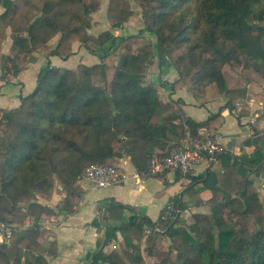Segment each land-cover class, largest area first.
I'll use <instances>...</instances> for the list:
<instances>
[{
    "label": "trees",
    "instance_id": "1",
    "mask_svg": "<svg viewBox=\"0 0 264 264\" xmlns=\"http://www.w3.org/2000/svg\"><path fill=\"white\" fill-rule=\"evenodd\" d=\"M22 1L26 6L24 24L13 28ZM22 1L11 0L6 12L0 14V20L13 28L12 54L5 56L7 71L19 72L44 48L47 57H67L73 53L70 48L76 34L84 41L90 38L82 30L90 26L96 4L92 7L78 0L82 15L75 6L77 0H44L42 6L35 0ZM139 1L144 6L146 29L156 36L158 52L172 57L179 72L198 68L199 84L215 85L219 91L232 94L239 88L235 82L240 76L233 82L226 68L239 69L251 79L245 88H239L242 98H248L253 87L264 82L263 0ZM57 34L60 38L51 46L49 42ZM135 37L107 30L97 37L101 48L107 45L105 50L85 46L105 58L119 41L124 42V51L113 68L104 60L93 65L81 63L82 71L77 74L71 68L53 66L47 59L33 91L22 95L18 106L0 108V217L4 221H21L20 204L37 194L49 195L57 183L67 192L64 207L69 209L68 204L80 193L76 179L92 164L115 163L116 157L129 154L138 173L143 174L152 160L180 148L201 126L215 130L208 124L216 113L198 121L183 111L180 99L165 101L156 85L144 81L151 52L133 49ZM177 105L179 108L167 111ZM225 106L235 109V99L229 98ZM235 159L233 168L212 186L213 173L200 176L204 186L199 190L214 191L209 199L212 214L193 212L188 224L178 216L186 209L180 198L174 201V215L167 209L157 220L122 203L111 205L112 212L130 208L133 214L123 217L117 226L107 225L92 252L91 264H264L263 203L252 177L254 173L264 175V145L247 160ZM175 172L177 178L183 175ZM219 192L222 200L216 198ZM227 209L231 210L228 216ZM234 214L246 220L254 216V228L248 222L238 226L231 217ZM146 229L151 231L150 239L176 241V252L158 254L151 247L149 253L157 254V259L147 263L134 242ZM15 235L14 231L11 244L0 246V258L5 255L10 260ZM28 235H37V231L31 228ZM122 238L126 245L123 251L104 250Z\"/></svg>",
    "mask_w": 264,
    "mask_h": 264
},
{
    "label": "crops",
    "instance_id": "2",
    "mask_svg": "<svg viewBox=\"0 0 264 264\" xmlns=\"http://www.w3.org/2000/svg\"><path fill=\"white\" fill-rule=\"evenodd\" d=\"M10 1L0 0V14L6 12ZM0 38L6 39L4 46L0 45V108L10 109L18 106L20 97L33 91L37 74L46 66L47 59L53 66L71 69L81 61L75 44H72L70 50L73 53L67 57L62 55L47 57L35 52L34 59L27 61L22 70L14 73L13 70L7 71L4 68L5 56L12 54L13 28L11 24L2 20H0ZM59 38L60 34H57L49 44L54 46ZM259 90L261 95L254 96V92L250 91L248 98L236 102L237 107L233 110L225 105L219 109L213 106H199L198 100H191L181 92L176 94L172 92L169 99H180L179 105L183 111L198 121L207 119L211 114H217L208 125L223 132L226 139L225 150L215 161L204 162L196 166L192 174L190 172L184 175L187 177L175 180L172 172L137 180L133 177L138 171L132 163L131 156L123 154L121 157H116L114 162L128 172L130 177L125 182L107 188L81 184L80 193L74 196L67 210L64 207L66 203L64 197L67 192L57 183L49 195L37 194L20 204L19 213L22 219L12 222L16 235L11 245L14 246L13 251L9 253L11 258L8 260L4 255L1 256L0 261L4 264H91L92 252L97 249L99 235L105 234L107 225L117 226L123 217L127 218L133 214L130 208H124L122 213L121 210L112 212L111 205L122 203L157 220L164 210L166 212L172 207L177 198L185 201L184 198L188 194L194 193L198 199L196 201H199L197 196L203 201L209 199L214 191L212 188L199 190L204 186L201 175L205 173L208 176V173H213L214 180H211L209 185L212 186L216 179H220L224 173L233 168L237 161L235 158H239L240 161L247 160L258 146L264 145L262 142L264 82L259 84ZM242 172H245V168ZM255 175L254 173L252 177L257 178ZM194 178L197 181H194ZM148 179H154L155 182L147 183ZM189 182H191L187 187L189 191L186 193L183 185ZM37 204L42 207H36ZM199 206L201 205H197ZM31 228L37 231V235H28ZM11 253L14 255H10Z\"/></svg>",
    "mask_w": 264,
    "mask_h": 264
},
{
    "label": "rangeland",
    "instance_id": "3",
    "mask_svg": "<svg viewBox=\"0 0 264 264\" xmlns=\"http://www.w3.org/2000/svg\"><path fill=\"white\" fill-rule=\"evenodd\" d=\"M36 4L38 6H42L44 3V0H35ZM89 4L94 7L96 4L97 9H93L90 16V26L87 27V29H83L82 32L85 34H90V38L86 41H84V37L81 35H75L72 44H75V48H77V53L81 56L80 63L76 64L75 68H72L77 74H79L82 71V68L80 67V64L84 62L86 65H93L95 63L102 62L103 60L107 62L113 68L116 64H118L119 56L124 51V42H118L119 44L117 47L109 53L105 58H101L98 54H93L91 51H89L85 46L89 45L92 49L98 50H105L107 45L105 47H100L98 45V39L103 32L110 30L114 34L119 36H130V35H136V37L133 39L132 48L135 50H138L139 48H146L151 52V63L146 66L145 72L143 75V79L146 83L154 84L158 87V91L160 92V96L163 100H169L170 94L181 92L184 95L190 97L191 100H198V105L203 107H216V108H222L224 107L225 103L229 100V98L235 99L236 102L242 101V94L241 91H239V88H245V85L250 83L251 79L248 75H244L243 71H239V69L232 71L233 69H230V67H227L228 76H230V79H233L235 82V79L237 76H240V78L236 79V84L238 89H236L232 94H227L224 92L219 91L215 85L210 86H203L199 84L198 77L200 75V70L197 68L189 70V72H186L184 70H180V72L177 70V66L175 61H173L172 57L170 58L169 55H167L165 52H158L157 50V40L156 36L147 31L146 29V21L144 19V6L140 3L139 0H85ZM84 2V1H82ZM264 2V0H263ZM75 3L76 9L83 15L82 10H79L78 8L81 7V2L78 0ZM23 7L20 9V15L16 16V19L13 20V28L22 26L24 24L22 15L25 10L26 6L22 5ZM33 10H36L33 8ZM22 13V14H21ZM78 21V20H77ZM264 23V21H263ZM119 24V25H117ZM144 30V31H143ZM143 31V32H142ZM82 33V34H83ZM83 34V36H85ZM102 37V36H101ZM6 39L0 38V45L4 46V42ZM109 44V43H108ZM48 50L46 48L41 49L39 51V54L46 55V52ZM65 51H67V48H65ZM82 51V53H80ZM103 52V51H102ZM178 52V51H177ZM78 55V56H79ZM175 56H177V53H175ZM173 55V58H175ZM26 62L27 60H23ZM22 61V62H23ZM230 69V70H229ZM188 71V70H187ZM199 71V72H198ZM262 81V80H261ZM259 82V81H258ZM254 96L255 94L261 95V91L259 90V85L254 87ZM253 92V91H252ZM259 97V96H258ZM222 105H219L221 104ZM179 108L177 106H172L169 110H174ZM2 136H0V144ZM124 146V148L122 147ZM121 148L124 151L125 145H122ZM174 174L173 179H178L177 174L175 171H170ZM168 173V172H165ZM169 173V174H172ZM192 174V172H191ZM164 175V174H161ZM160 176V175H159ZM179 176V175H178ZM257 178L255 179V188L259 191L261 201L263 203L262 208V214H264V175L260 173H256L255 175ZM187 177L184 175H180L179 178ZM257 179V180H256ZM155 182L154 179H148L147 183ZM191 182L187 183L186 185H183L185 192L187 193L189 191L188 185ZM76 184L79 186L81 184H84L80 182L79 177L76 179ZM263 184V186H262ZM235 193V192H234ZM214 193L212 194V196ZM211 196V197H212ZM210 197V198H211ZM223 194L219 192L217 194V199L222 200ZM196 201V196H194V193H190L186 196L185 201L183 200L184 204L187 207V210L182 211L178 214L180 216V220L183 219L185 224L189 223V220L191 218V215L193 212H202L207 214H212L211 210V202L210 198L203 201L200 200ZM201 205L197 207V205ZM193 205V206H192ZM197 208H194V207ZM170 212H172L171 216L175 214L176 206L172 205L171 208H169ZM199 210V211H194ZM230 209L226 210V215L230 213ZM3 214V213H2ZM233 220L238 224V226H243L245 222H248L249 226L251 228H254L255 221L254 216L248 218L246 220V217L234 214ZM103 232V231H102ZM151 233L150 229H146L145 232L142 235H138L134 237V242L139 247L140 252L144 256V260L147 263H153L157 259L156 255H151L149 253V249L153 247L156 251L158 250V254L162 253L164 255L167 254V252L170 250L171 252H176L177 242L173 241L169 238H158L156 240L150 239L149 234ZM104 233H101L99 235V241L103 239ZM98 246V244H97ZM125 242L123 241V238L121 241H113L111 244L107 245L104 250L106 252H112L113 250H124L125 248ZM159 257H164L163 255H160Z\"/></svg>",
    "mask_w": 264,
    "mask_h": 264
},
{
    "label": "built area",
    "instance_id": "4",
    "mask_svg": "<svg viewBox=\"0 0 264 264\" xmlns=\"http://www.w3.org/2000/svg\"><path fill=\"white\" fill-rule=\"evenodd\" d=\"M225 139L223 132L210 130L206 125L201 126L196 136L188 135L180 148L152 160L145 173L136 172L133 177L142 180L170 171L189 174L196 166L215 161L225 150ZM129 177L130 174L116 163H96L86 167L79 179L93 187L107 188L125 182ZM14 231L12 224L0 217V246L11 244Z\"/></svg>",
    "mask_w": 264,
    "mask_h": 264
}]
</instances>
